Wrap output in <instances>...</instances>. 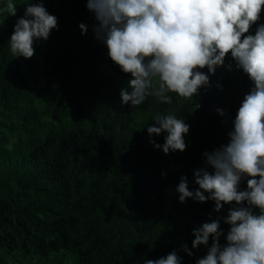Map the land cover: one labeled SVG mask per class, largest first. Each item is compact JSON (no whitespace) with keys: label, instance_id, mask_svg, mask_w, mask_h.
<instances>
[{"label":"trees","instance_id":"obj_1","mask_svg":"<svg viewBox=\"0 0 264 264\" xmlns=\"http://www.w3.org/2000/svg\"><path fill=\"white\" fill-rule=\"evenodd\" d=\"M12 2L16 15L8 16V0H0V264H144L172 251L181 264H196L212 238L193 249L192 232L215 219L224 245L223 218L234 202L219 212L211 200L181 203L176 187L186 177L195 191L194 171H213L204 153L228 143L253 87L231 55L212 74L201 69L209 83L193 99L147 96L133 107L119 95L131 75L109 58L86 0H44L57 28L34 41L28 59L13 56L8 41L37 0ZM259 24L264 10L248 34ZM158 114L189 125L183 152L164 154L150 142L164 143L166 133H147Z\"/></svg>","mask_w":264,"mask_h":264},{"label":"clouds","instance_id":"obj_2","mask_svg":"<svg viewBox=\"0 0 264 264\" xmlns=\"http://www.w3.org/2000/svg\"><path fill=\"white\" fill-rule=\"evenodd\" d=\"M26 5L8 43L13 56L28 59L35 53L34 41H46L58 21L44 7V0ZM16 7L8 0V16L16 15ZM86 7L94 13L98 22L94 32L109 58L131 75L119 92L122 104L139 106L147 96L171 104V93L193 99L209 83L201 69L214 73L229 54L235 67L247 74L253 87L238 108L228 143L204 153L213 171H194L199 186L195 191L181 177L176 191L181 203L186 198L214 201L217 212L234 202L223 218L230 226L224 245L219 242L223 234L219 219L193 230V249L212 238L207 254L196 264H264V24L256 27L254 35L248 34L260 19L264 0H86ZM79 27L82 34L86 32L85 24ZM152 121L149 136L166 133L162 145L150 141L155 148L164 154L186 149L189 125L182 118L158 114ZM244 176L249 177L247 189L241 191ZM182 247L192 255L187 245ZM144 264H181V258L172 251Z\"/></svg>","mask_w":264,"mask_h":264}]
</instances>
